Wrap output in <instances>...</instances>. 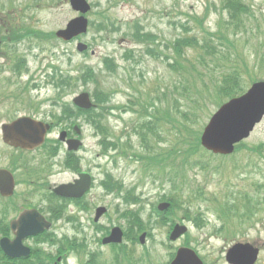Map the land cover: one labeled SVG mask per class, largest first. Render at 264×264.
<instances>
[{
    "label": "rangeland",
    "instance_id": "1",
    "mask_svg": "<svg viewBox=\"0 0 264 264\" xmlns=\"http://www.w3.org/2000/svg\"><path fill=\"white\" fill-rule=\"evenodd\" d=\"M222 1L88 0L93 5L91 12L85 16L88 22L97 24L96 22H104L105 19L108 24L107 28L96 30L90 27L86 35L79 37L74 42L64 44L57 40L38 42L25 38L15 44L3 45L1 48L4 50V55L0 57V127L3 123L16 120L19 116H30L32 112L38 113L39 119L44 118L46 114L54 115L59 112L58 106L62 103L66 104V102L70 104L72 99L82 92L91 96L96 89L103 91L107 95L105 107L108 110L104 114L105 119L102 126L108 135L99 136L92 126L87 124L85 116H80L75 122L82 132L83 147L78 153L79 158H83V160H79L80 168L89 171L96 180V187L88 198H93L98 206H109L112 221L123 223L116 207L122 203L115 199L114 195H111V198L106 197L102 188H98L104 173L109 172L125 187L132 188L138 196H142L141 200L144 201L142 212L149 213L153 206L156 207V203L165 194V191L160 189L158 182H154L153 175L141 172L142 163L136 162L135 155H132L141 153L138 139L133 135V128L143 120L140 114L135 113L137 110L139 112L140 108L133 106L137 101L145 103L148 98L154 99L159 87V77H168V74L161 66L163 62L145 55L144 48L132 42L127 26L131 22L138 21L139 25L143 27L144 33H156L159 38L157 43L160 49L161 47L164 49L165 42L173 40L180 34V24L187 22L190 26H194L195 21L191 18H202L206 8L209 9V15L204 22V27L214 33L219 21L228 18L225 11L221 12ZM243 2L251 8L261 32L257 33L253 30L243 34L239 33L236 37L230 35L229 38L234 42L236 48L242 51L248 68L251 71L254 69L256 77L264 80V70L259 71L255 67L257 60L253 57V49L258 43V39L264 38V0H243ZM77 16L78 14L71 10L69 0H0V23L4 22L3 25L8 27H30L44 33L55 34L57 30L63 29L68 21ZM110 23L119 25H115L113 29ZM13 30H16L19 33L17 37H20L22 30ZM77 42L88 45L89 52L85 55L79 54L75 49ZM90 51H94V55H90ZM105 57L109 58L107 64L103 63ZM54 66L59 68V72L66 73L72 78L78 75L83 67L89 66L95 70L97 83L75 84L76 81L73 80L71 87L56 98L51 79L53 73L51 67ZM242 76L245 87H248L250 85L248 78L244 73ZM28 90L31 91L28 92ZM26 97L33 99L32 105L41 103L40 107L30 108L28 103L26 104L23 100ZM111 107H115L116 110L109 109ZM129 108H133L135 111ZM208 108L211 114L216 109L211 104H208ZM209 117L208 113L204 112L201 117L202 128ZM55 135L56 133L51 137H55ZM263 143L264 117L249 138L244 141L240 151L231 155L230 158L215 160L209 156L199 159L197 157L196 159L208 164V169L202 172L195 169L189 173V178L192 177L194 183L205 190L207 197L226 194L229 191H243L249 194V198L255 203L256 201L263 203L264 153L250 154L248 152L250 149L256 150ZM112 145L117 146V149H114ZM167 145L168 143H165L160 146L166 147ZM126 147L127 149H125ZM60 152V157L53 161L52 170L48 171L51 183L68 181L72 178V174H75L71 166L62 165L60 159L63 157L62 150ZM29 158L27 154L15 153L7 148L2 143L0 132L1 168L7 167L10 163L21 169L22 163L32 162L28 160ZM152 170L156 171V168H152ZM17 181L20 182L21 178L18 177ZM25 186L26 184L20 183L13 203L17 205L22 203L20 198ZM36 194L35 198H29L27 202L36 203L37 206L42 207L40 195ZM213 205L200 201L193 204L184 203L182 208L187 209L189 215L182 214V212H178V214L180 219H186L188 216L195 217L199 214L202 218L205 216L202 213L215 212L216 206ZM3 206L5 204L0 201V209ZM149 208L151 209L149 210ZM4 211L5 209H2L0 213ZM256 212L264 213V208H257ZM3 217L5 221L9 220L7 215ZM208 218L213 219L211 216ZM59 223L56 222L57 229L61 228V232L57 234L58 237L65 233L72 239L74 233H66L64 228L68 229V226ZM155 225L156 220L145 231L146 247H148L151 256L154 255V252L156 254V251H160L162 254L167 253L166 248L169 245L165 236L168 225L160 227ZM195 229H192L188 236L175 245L186 246L188 244L201 253L203 232L201 233V227ZM76 237L78 240L82 238L80 235H76ZM260 238L264 239V233ZM86 240L89 249L95 241L92 236ZM217 245L218 243H214L215 247ZM68 257H70L69 264H77L74 254L70 253ZM164 262L165 259L160 260L161 264Z\"/></svg>",
    "mask_w": 264,
    "mask_h": 264
},
{
    "label": "trees",
    "instance_id": "2",
    "mask_svg": "<svg viewBox=\"0 0 264 264\" xmlns=\"http://www.w3.org/2000/svg\"><path fill=\"white\" fill-rule=\"evenodd\" d=\"M220 7L221 12L227 13L228 18L219 21L214 33L204 27L209 15V9L206 8L202 18H191L195 21L194 26H190L187 22L180 24V34L173 40L165 42V48L161 47L162 50L157 43L159 38L156 33H143L142 27L137 30L133 27V30H130L133 32L132 42L144 48L145 55L163 62L161 66L168 74V77H159V87L154 97L156 102L145 105L139 101L138 114L149 120L134 127L135 135L139 137L138 140L144 151L138 157L144 162V174L153 175L154 182H158L160 189L165 191L161 200L170 202L174 209L186 213L188 210L182 208L184 203L193 204L198 201L215 204L214 210L220 214L245 211L232 199L249 197V194L243 191H229L227 194L207 197L205 190L194 183L192 177L189 178V173L195 169L200 172L208 169L207 163L198 160L205 156L199 139L202 128L201 117L204 112L208 113V117L211 114L208 104L218 108L229 99L241 96L247 88L243 83V73L250 84L258 80L254 69L251 71L248 68L242 51L237 49L229 38L230 35L236 37L239 33L253 30L260 33L261 28L255 15L243 0H223ZM107 25L106 22L101 21L96 27L93 24L92 28L97 30L107 28ZM1 26L0 49L5 41L15 44L25 38H33L38 42L55 40L54 34H45L30 27ZM111 27L114 28L113 25ZM13 29L22 30L20 37H17L19 33ZM253 55L257 60L255 67L259 71L264 70V38L258 39ZM103 60V63L107 64L109 58L105 57ZM51 68H53L51 69L52 85L59 93L69 89L73 80L96 82V75L91 68H85L80 72L79 77L74 78L59 72L58 67ZM100 95L101 92L94 93V98L100 105L98 106L100 112L97 114L91 111L87 112V115L89 124L99 136H103L106 134L102 126L106 108ZM69 109L73 110L68 105H64L61 113L66 114ZM91 113L95 114L90 118ZM165 143H168L166 147L160 146ZM242 145L236 146V152L240 151ZM248 152L263 154L264 143L256 150L250 149ZM152 168H156V171ZM126 195L135 196L134 190H128ZM217 199L224 201L219 204ZM244 205L246 211L253 210L252 206L256 207L255 211L257 208H264V202L256 201L252 205L251 201H248ZM1 233L6 235L7 227L1 228ZM13 263L4 258L0 250V264Z\"/></svg>",
    "mask_w": 264,
    "mask_h": 264
},
{
    "label": "water",
    "instance_id": "3",
    "mask_svg": "<svg viewBox=\"0 0 264 264\" xmlns=\"http://www.w3.org/2000/svg\"><path fill=\"white\" fill-rule=\"evenodd\" d=\"M72 9L84 14L89 11V5L85 0H70ZM87 21L84 17H78L66 24L65 29L59 30L55 36L65 42L70 41L86 33ZM77 49L82 52L86 50L85 44H78ZM73 103L82 109H90L92 104L89 97L83 93L73 100ZM264 116V81L251 85L241 97L233 98L219 108L210 118L205 126L200 142L203 148L214 154L229 155L233 152L234 145L249 137L254 127L260 123ZM46 125L36 123L28 117L16 119V121L2 126L3 141L13 147L33 149L41 144L46 133ZM64 139L62 134L61 140ZM68 150L76 151L79 148L78 140H71L68 143ZM90 179L81 175L80 180L70 187H59L55 193L63 197H80L89 187ZM14 191V180L9 171L0 170V195L10 197ZM167 205H160V210H165ZM104 212L103 208L97 211V217ZM49 224L34 210L24 211L17 219L10 223L11 233L15 238L12 242L3 238L0 240V248L8 258L16 259L27 257L29 249L22 245V242L31 236H35L45 229ZM186 231L184 227L175 226L171 235L176 240ZM121 234L115 229L111 236L105 239L104 243L120 242ZM143 240V237L141 238ZM255 258V256H254ZM241 261V260H240ZM253 261V260H252ZM171 264H201L194 253L188 249H180L176 259ZM252 264V262L250 263Z\"/></svg>",
    "mask_w": 264,
    "mask_h": 264
},
{
    "label": "flooded vegetation",
    "instance_id": "4",
    "mask_svg": "<svg viewBox=\"0 0 264 264\" xmlns=\"http://www.w3.org/2000/svg\"><path fill=\"white\" fill-rule=\"evenodd\" d=\"M63 131L65 132L66 141L74 138L71 128L68 127ZM54 146L56 145H52V147ZM50 154L53 155L52 158L54 159L55 153L52 151L50 152ZM29 155L33 164L39 165L46 158H48V150L38 149L35 152L29 153ZM66 163L67 165L71 166L72 170L74 171V166H72V164L75 163V156H66ZM79 172L81 171H77L76 174H72V178H70V180L62 181L59 184L72 183ZM28 176L31 179H34L36 177L35 174L31 173H29ZM48 177L49 174L47 176V179ZM33 179L27 182V186L29 188L32 187V189L34 190L37 185H39V183H34ZM59 184L55 185V183H51L49 181V186H46V191L41 193L39 196V198L41 199L40 201H42V207L36 205V209H38V211H40L43 216L48 215V219L50 218V214L55 215L59 210L58 208H55L59 200L54 197L52 192V189ZM24 196H26V194ZM88 209L90 210L91 208L86 206L82 208V211L79 213L83 215L84 218L82 219L90 218V216L86 213ZM18 211L19 209L17 210V212ZM208 216H213L214 218L213 220L204 218V227L202 228V250L200 254L198 253V251L196 252L200 257L202 264H250L252 261L251 255L255 253L253 252L255 250L258 251V255L254 264H264V239L260 238L262 237V233H264V227H262L264 226V222H256L257 214H226L222 215L224 218L221 217V214ZM159 217L160 216L158 215V218ZM91 228L96 232V223L93 222ZM123 235L125 237L124 231ZM99 237L104 239L106 236ZM30 239H28L29 241L25 240V243H27L28 241L32 246L34 245V240ZM214 243H218L217 247L214 246ZM126 247L127 246L123 247V251L120 245L114 246V244H110L104 246L101 239L99 241L95 240V243L90 247V252L88 254H84L83 251L79 253V261H87L88 264H119V259L121 260V262L124 259V263L129 264V256L126 251ZM169 249H173V247H169ZM174 254V249L173 252L169 251V253L165 255V261H168L170 258L172 259L174 257ZM48 255L53 257L48 260L49 264H65V261H63L64 255H61L60 250L54 248ZM143 255V250L137 251L136 259L139 260L143 257ZM41 258V254L38 255L34 253L33 258L31 257V259L28 261V264H34L32 263L34 259ZM156 258L158 260L161 258L160 251H156ZM241 258L243 259L240 261ZM131 264L134 263L131 262Z\"/></svg>",
    "mask_w": 264,
    "mask_h": 264
}]
</instances>
